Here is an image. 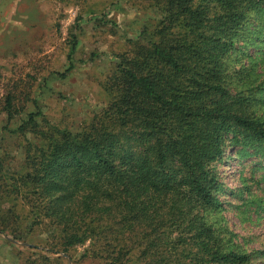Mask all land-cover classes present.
Returning <instances> with one entry per match:
<instances>
[{"label": "trees", "instance_id": "obj_1", "mask_svg": "<svg viewBox=\"0 0 264 264\" xmlns=\"http://www.w3.org/2000/svg\"><path fill=\"white\" fill-rule=\"evenodd\" d=\"M160 2L158 23L120 57L105 83L109 101L85 126L40 132L30 112L17 127L42 141L27 144L18 175L0 162V233L46 223L64 251L88 241L86 252L105 264H124L131 252L142 264L258 257L238 251L205 212L220 207L215 164L228 148L264 145V120L248 111L251 89H231L240 71L223 62L248 10L264 0ZM5 112L10 122V96ZM18 195L29 223L12 203Z\"/></svg>", "mask_w": 264, "mask_h": 264}, {"label": "rangeland", "instance_id": "obj_2", "mask_svg": "<svg viewBox=\"0 0 264 264\" xmlns=\"http://www.w3.org/2000/svg\"><path fill=\"white\" fill-rule=\"evenodd\" d=\"M162 6L160 0H0L3 171L18 175L27 144L42 141L32 128L16 130L30 112H37L40 132L85 126L109 101L105 83L120 57L130 55L142 30L154 29ZM242 26L224 67L240 71L230 88H250L248 111L264 120V6L249 9ZM215 165L220 207L205 212L207 222L238 251L259 252L248 264H264V145L231 146ZM12 203L24 224L32 221L20 195ZM34 223L30 233L12 234L16 238L0 233V264H105L86 252L88 241L64 251L53 227ZM124 264L142 262L131 252Z\"/></svg>", "mask_w": 264, "mask_h": 264}]
</instances>
